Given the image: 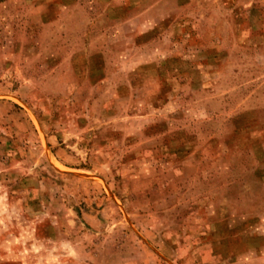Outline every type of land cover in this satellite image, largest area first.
Returning a JSON list of instances; mask_svg holds the SVG:
<instances>
[{"label":"rangeland","instance_id":"374dc122","mask_svg":"<svg viewBox=\"0 0 264 264\" xmlns=\"http://www.w3.org/2000/svg\"><path fill=\"white\" fill-rule=\"evenodd\" d=\"M0 264H264V0H0Z\"/></svg>","mask_w":264,"mask_h":264}]
</instances>
